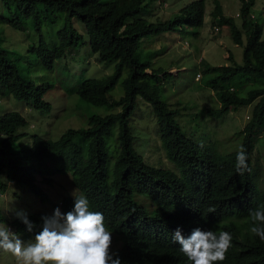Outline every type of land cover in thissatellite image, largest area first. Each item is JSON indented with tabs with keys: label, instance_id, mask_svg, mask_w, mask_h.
Wrapping results in <instances>:
<instances>
[{
	"label": "trees",
	"instance_id": "obj_1",
	"mask_svg": "<svg viewBox=\"0 0 264 264\" xmlns=\"http://www.w3.org/2000/svg\"><path fill=\"white\" fill-rule=\"evenodd\" d=\"M1 1L12 17L0 22L39 34V42L29 48L47 69L54 68L66 53L85 41L100 61H116L112 75L85 80L78 94L89 103L120 109L92 115L86 127L69 129L58 140L35 135L30 146L20 142L26 136L19 131L27 125L25 116L16 111L1 115L0 194H11L9 206L3 209L14 213L25 194L46 203L49 196L41 183L51 185L56 173L70 174L79 191L75 196L85 195L90 210L103 213L105 226L115 233L116 253L122 264L153 259L162 264H182L185 256L172 234L179 228L187 237L196 227L232 235V247L223 264H264V241L250 231L251 211L264 208V156L255 166L252 161L254 153L263 152L257 146L258 136L264 133V26L247 19L255 0H241V27L224 13L220 0H214V22L227 25L234 43L244 46L243 63L238 64L230 52L227 58L231 63L226 65H211L203 59L207 65L201 68L199 78L207 77L206 86L220 103L217 107L206 103L199 113L204 118H221L239 107L254 105L239 131L251 169L243 175L235 166L239 149L223 153L213 144L187 137L176 118L180 108H171L160 96L173 75L163 68H153L152 60H143L141 54L151 36L175 33L184 26L198 37L205 24L206 0H194L177 16L158 21H149L147 16H157L155 2L160 1L163 8L166 0ZM75 18L82 23L81 30ZM59 19L64 20V26L58 33V43L52 46L55 42L46 41L43 27ZM155 51L153 56L165 52L164 47ZM19 59L0 44V94L43 112L51 111L52 105L43 98L51 85L26 78ZM126 68L130 71L124 78V94L115 98L111 92ZM138 97L154 106L168 161L177 168L151 166L136 150L130 117ZM116 128L112 149L109 139ZM75 196L62 199L64 213L74 207ZM209 208L215 211L210 213ZM46 214L29 212L28 216L39 228L41 216ZM7 220L0 210L1 223ZM13 226L18 234H31L19 219Z\"/></svg>",
	"mask_w": 264,
	"mask_h": 264
},
{
	"label": "rangeland",
	"instance_id": "obj_2",
	"mask_svg": "<svg viewBox=\"0 0 264 264\" xmlns=\"http://www.w3.org/2000/svg\"><path fill=\"white\" fill-rule=\"evenodd\" d=\"M193 1L166 0L163 8L159 6L160 1L155 2L158 14L157 16L148 15L147 18L149 21L173 18L178 15L184 6ZM220 2L223 5L224 13L233 17L237 25L241 27L242 18L236 17L237 13H241V1L220 0ZM213 9L214 0H206L205 24L201 28L198 37L194 35L193 29L184 26L175 33H166L158 37L151 36L146 41V44L149 43L148 47H144L141 54L143 60H152L153 68H163L173 75V80L165 83L160 96L171 108H180V113L176 118L187 137L199 143L213 144L218 151L225 153L241 148L242 135L239 131L246 125L254 105L239 107L221 118L207 116L204 118L199 114L202 107L207 105L206 103L215 107L220 105L214 91L206 86L207 77L205 76L203 80H199L202 75L201 68L207 65L205 62L203 64L201 60L204 59L211 65H226L229 62L231 63L227 58L230 52L233 53L238 64L243 63L244 46L234 43L231 30L227 25L219 22H217V25L214 22L211 14ZM250 15L255 17L254 22L264 25V0H256ZM11 17V13L0 0V19ZM75 19L77 20H75L77 27L81 30L82 23L79 19ZM63 26V19L44 25L43 35L49 44L55 42L52 46L58 43V33ZM218 26L220 27L219 30L216 29ZM158 38L160 39L156 43L155 41ZM38 42L39 34L36 31H22L13 28L7 22H0V44L8 50L13 58L17 59L20 56L18 61L25 68L26 78L34 79L38 84L51 85L43 97L46 102L52 105L49 112L35 109L25 101L18 100L13 96L4 97L0 94V116L16 111L27 119V125L19 130L20 133L26 134L20 141L23 145L30 146L35 135L45 139L58 140L69 129L86 127L92 115H106L120 110L114 106L89 103L81 99L78 94L79 86L85 80L112 75L115 72L116 61H100L98 54L85 41L78 49L66 53L63 59L54 64V68L47 69L29 48L31 44H37ZM163 47L165 52L153 56L155 50ZM195 69H198L196 74ZM129 71V68L125 69L124 75L113 88L111 93L115 98L123 96V82L124 78L129 75ZM159 83H163V81ZM241 94L246 93L242 91ZM130 122L134 135V146L149 165L177 168L176 165L168 161L166 150L162 144L160 126L154 106L151 103L138 97ZM117 133L118 128L115 129L114 135L109 139L112 149L115 148L114 143ZM258 138L257 148L263 149V152L254 153L252 156L254 166L255 162L261 156H264V133ZM52 176L54 182L51 185L41 183L48 192L49 199L46 203H42L40 199L33 195L25 194L23 200L18 202L16 211L23 210L27 213L44 211L51 215L54 209L59 207L62 212V199L66 196H75L79 191L73 186L70 174L56 173ZM41 181L42 177L39 175L38 182ZM10 201V193H5L3 197L0 194L2 215H5L3 207L9 206ZM148 202L151 203V200H148ZM14 207V205L11 206V208ZM6 218L8 220L4 223L0 221V225L7 226L9 221L16 218L15 212L6 211ZM10 229L15 232L13 221ZM19 236L26 243L33 238L31 235ZM113 236L116 235L113 234ZM117 249V247H112V252L114 253ZM0 264H20V262L10 253L0 250Z\"/></svg>",
	"mask_w": 264,
	"mask_h": 264
},
{
	"label": "clouds",
	"instance_id": "obj_3",
	"mask_svg": "<svg viewBox=\"0 0 264 264\" xmlns=\"http://www.w3.org/2000/svg\"><path fill=\"white\" fill-rule=\"evenodd\" d=\"M242 7L241 1V13H237L236 17L243 20ZM250 13L247 19H255ZM216 29L219 30L220 27ZM235 166L240 175L246 171L251 172L243 146L237 152ZM208 211L212 213L215 209L209 208ZM62 212L57 207L51 215H42V224L38 228L29 219L27 212L15 211L16 218L9 221L7 226L0 225V250L16 257L20 264H122L117 250L112 252V247H115V233L105 226L103 213L90 210V203L85 195L75 196L74 207L66 213ZM250 218L251 233L264 241V208L251 211ZM16 219L31 233V241L26 243L19 236L23 234L10 229L12 221ZM172 236L185 256L182 264H223L233 240L228 231L214 232L200 227L194 228L187 237L177 228ZM129 264L162 263L153 259Z\"/></svg>",
	"mask_w": 264,
	"mask_h": 264
}]
</instances>
